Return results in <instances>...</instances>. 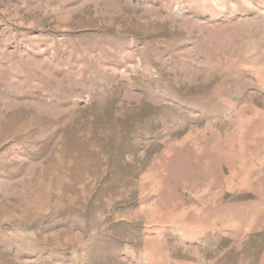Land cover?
<instances>
[{"label":"rangeland","instance_id":"374dc122","mask_svg":"<svg viewBox=\"0 0 264 264\" xmlns=\"http://www.w3.org/2000/svg\"><path fill=\"white\" fill-rule=\"evenodd\" d=\"M0 264H264V0H0Z\"/></svg>","mask_w":264,"mask_h":264}]
</instances>
